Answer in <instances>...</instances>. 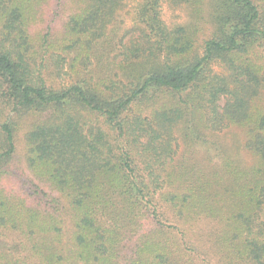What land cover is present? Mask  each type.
Wrapping results in <instances>:
<instances>
[{"label": "trees", "instance_id": "obj_1", "mask_svg": "<svg viewBox=\"0 0 264 264\" xmlns=\"http://www.w3.org/2000/svg\"><path fill=\"white\" fill-rule=\"evenodd\" d=\"M73 1L0 0V264H264V0Z\"/></svg>", "mask_w": 264, "mask_h": 264}, {"label": "rangeland", "instance_id": "obj_2", "mask_svg": "<svg viewBox=\"0 0 264 264\" xmlns=\"http://www.w3.org/2000/svg\"><path fill=\"white\" fill-rule=\"evenodd\" d=\"M137 3L138 0H126L125 8H123L121 11L118 12V15L113 23V27L116 28L118 34H121L124 31V29L132 25L134 10ZM73 4H74L73 0H51L49 6L46 7L45 14L42 15V23H40V21L38 22L41 24V26L43 25V28L44 27L46 28V26L49 25L52 26L53 29L52 31H54L55 29L54 32H57L60 29L61 24L65 21L67 16L72 12L74 7ZM160 10H161L160 12L161 18L168 27H172L178 24H187L190 21H192L191 10L190 7H188L187 5L173 4L168 0H163L161 2ZM209 31H210V24L207 23L206 20L201 21V31L199 32L197 40L198 41L203 40L207 36ZM214 70L223 73V69L218 64L214 65ZM55 81L56 83H59L60 80L59 78H57ZM26 119L27 120L25 122L31 120L32 116H27ZM223 139L225 140L224 145L227 144L231 145V143L232 142L234 143L236 139L238 140L241 139L239 129L236 128L230 129L229 131L226 132ZM16 142H17V148H16L17 155L15 162H18V164H20L19 162L21 160L19 159V157H21L22 155L23 144H24L23 131L20 132V136L18 137ZM239 148L243 159L246 162H249L250 156L248 155L246 150L243 147H239ZM207 224H209L208 221H199L194 230H196L197 232L199 231L201 234H203L202 228ZM189 235L191 236L189 237V239L193 241V239L195 240L196 238H198L197 236L200 234H197L196 232L193 233L192 231L190 232ZM203 247L207 248L208 246L206 244H203ZM209 250L210 251H207L208 257H212L211 249Z\"/></svg>", "mask_w": 264, "mask_h": 264}]
</instances>
